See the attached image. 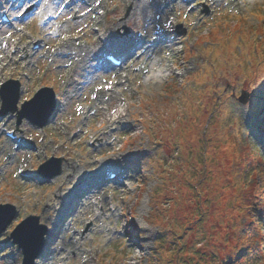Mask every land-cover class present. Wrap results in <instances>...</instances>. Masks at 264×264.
Wrapping results in <instances>:
<instances>
[{
    "label": "rangeland",
    "instance_id": "1",
    "mask_svg": "<svg viewBox=\"0 0 264 264\" xmlns=\"http://www.w3.org/2000/svg\"><path fill=\"white\" fill-rule=\"evenodd\" d=\"M157 1L143 0V17L137 18L140 10L134 13L132 0H90L101 13L97 20L89 15L81 19L86 9L81 2L70 18L54 10L56 18L49 23L43 20L45 0H40L42 13L30 17L26 10L33 1L0 0V81L18 78L21 90L29 94L52 85L59 96L58 108L43 128L27 119L18 127L17 113L7 114L11 119L6 125L27 147L17 148L0 133V202L15 203L20 220L36 213L60 230L59 240L45 245L35 264H264L261 256L250 262L244 250L252 236L254 242H263L257 235L264 215L246 205L254 190L251 180L258 178V189H264V0H225L223 7L219 0H207L195 5L197 12H192L190 1L171 2L164 11L163 4L170 0ZM213 3L215 11L208 7ZM4 13L11 15L13 25L1 23ZM165 22L176 45L161 43L149 57L127 60L119 71L92 69L88 56L68 61L57 55L54 61L50 54L65 49L67 39L76 43L69 47H96L92 55L108 50L127 54L134 41L142 39L135 35L138 26L150 40L161 37ZM68 24L73 28L66 32ZM97 29L110 35L109 43L99 42ZM35 40L43 43L37 52ZM16 45L21 50L15 55L10 48ZM162 63L167 71H160ZM117 80L121 84L110 104L95 85ZM242 89L250 91L245 103L238 98ZM97 95L108 108L118 103L129 109L119 123H107L110 136L105 141L92 130L100 126L95 118ZM80 107L83 111L77 112ZM129 124L133 128L128 130ZM120 144L134 160L132 171L123 175L128 178L119 176L126 186L105 181L97 195L106 200L103 208L102 203L97 207L80 201L76 212L63 219L59 208L72 204L77 195L61 191L69 161L89 174L92 163L105 160L104 177L120 153L112 148ZM51 155L63 158L58 181L41 184L24 178L23 171L38 173L39 164ZM54 203L56 211L51 209ZM105 207L106 215L113 213L110 207H116V214L95 219ZM107 222L110 229L105 230ZM4 234L0 264H20L21 249L12 244L11 232Z\"/></svg>",
    "mask_w": 264,
    "mask_h": 264
},
{
    "label": "bare ground",
    "instance_id": "2",
    "mask_svg": "<svg viewBox=\"0 0 264 264\" xmlns=\"http://www.w3.org/2000/svg\"><path fill=\"white\" fill-rule=\"evenodd\" d=\"M32 1L34 2V4H33V6L30 7V10H29L30 15H36L37 13H42V10H41L42 8L39 6V2H38L40 0H29V2H32ZM64 1L65 0H47V2L45 3V14H47V16H46L47 22L52 23V20L54 18H56V15H57L55 13V11H59L60 9H61L62 14L64 13L67 15V17H69L72 10L75 9L77 2H74L72 5H67L64 3ZM54 2H56L58 5H61L59 9H52L51 8V6H52L51 4ZM142 2H143V0H141V2H137V0H132V3L135 4L134 13H138V11L140 10L139 14L136 15L137 18L143 17V15H142V11H143ZM148 2L151 3L150 1H148ZM155 3H158V1L155 0ZM186 4L187 3L184 2V5H186ZM86 5H87L85 7L86 9L82 13L81 19H84L89 15L90 17H93L97 20V18L101 15V13H98L97 11H95V9H94L95 6L92 3H88ZM159 7H160V5H159ZM168 26L169 25L166 22L164 23V27L159 26L162 29V33H161L162 35L160 38L157 39V42L166 43L167 46L171 48V47H174L178 41H177L175 36L171 35V33L166 30ZM71 28H73V26L70 24L65 25L63 27L64 31H66V32H68ZM165 33H170L169 36H171V37L168 38L167 36H165ZM168 39H169V42H168ZM71 44H76V43L74 41H71L68 39L64 40V43H63L64 47L67 48ZM136 44H137V46H136L137 50L135 48L131 49L125 56L126 60L131 59V61H132V59H133L134 61H140L144 57V54L148 51L146 49L147 44L144 41L138 42ZM78 48H80L79 50H82V52H80V55L82 53H85L86 51H88V49H86L82 45H79ZM5 49L6 48L3 47V51H5ZM138 49L139 50L144 49V50L142 53L138 54ZM19 50H20V48H18L16 51H14V53L18 52ZM24 50H26V52L29 53V50L26 47H24ZM56 53H60V52H56ZM61 56L63 58H66V59H72L73 58L71 53L66 52V51H63ZM89 58H90L89 61H91L92 57L89 56ZM90 64H92V63H90ZM60 65H61V67L66 66L64 64H60ZM93 67H98V66L96 64H93ZM0 69L2 70L3 66L2 67L0 66ZM167 70H168V65L166 63H162L160 71L162 72V71H167ZM120 84L121 83L118 80L114 81V83L112 84L111 90H107L105 88V85L101 86V85L97 84V85H95V87L98 89L101 96H103V99L108 100L109 103L111 104V101H113L116 98V95L114 94L115 87L117 85H120ZM102 101H103L102 98L99 97L98 95L95 97V101H94V105H95V109H96L95 118H98L100 120V126L99 127L98 126L92 127V130L98 138H101L100 141L101 140L105 141L110 136L109 131H107V128H108L107 123H119L122 119H125L127 117V114L129 113V109H128V107H122V105H120L118 103L114 107L108 108V107L104 106V104L101 103ZM2 121H5L4 117H3V120H0V123ZM100 127H102V129H104L105 131L102 133H99L98 130ZM132 128H133L132 124H129L128 130L132 129ZM111 134H112V132H111ZM84 136H86V134H84ZM22 148H25V146H22ZM112 150L120 152L119 156L112 159V161H119L120 163L126 165V167H123L120 169L119 174L125 175L127 170L132 171L133 165H134V160L131 156H128L123 152V144H120L118 147H113ZM69 158L72 159L71 156ZM106 164H107L106 161H101L100 163L94 162V163H92V166H94V167L92 168L90 166V169H88L90 171L89 174H85V171L82 172L81 170H79V171L77 170V166L73 161H69V163L65 169V171L67 172V175L61 179V181H62L61 187L68 190L67 192L72 193V194L77 192V195L74 198V200L72 201L73 206H71L72 204H70V205H67L65 208H62V207L59 208L61 210H64V211H62L63 219H68L69 217L72 216V214H74V212H76V210L79 208V204H77V203H79L80 201L85 202V200H89V203H91V204H99L100 202H102L105 205V203H106L105 198L100 199L99 197H97V195H98L99 190L102 188V184L105 181H107V179H108L107 176L101 177V175H100L102 173V171L105 170ZM108 168H109V166H108ZM110 170H111V168H109L107 170V172H109ZM27 171H30V169H27ZM32 176H34V174L28 175V177H32ZM70 178H72L71 183H69ZM126 178H128V177H126ZM50 180L53 182H56L59 180V177L57 178V176H53L52 178H50ZM84 181H86L87 185L84 187H81L80 184H81V182H84ZM121 181L122 180H120L119 183L125 187L126 183L124 181L123 182H121ZM95 198L97 200H95ZM111 201L112 202L115 201L114 196L111 197ZM54 205H56V203H54L51 206L52 210H55ZM111 209H113V208L111 207ZM105 210H108L107 207L104 208V211ZM54 214H56V213H54ZM104 214H105V212H102L100 214V216L102 217ZM112 214H116V210H114ZM112 214H110V215L105 214L104 218L109 219ZM98 217H99V215L95 219H97ZM103 222H106V221L103 220ZM110 224H111V222H107V224H104L103 229H105V230L110 229ZM59 232H60V230H57L54 227H51L50 231L47 234L46 245L47 244L54 245L55 242H57L59 240ZM73 233H75V231H73ZM126 235H127V237L132 236L131 232L129 231V229H127V227H126ZM50 238H52L51 241H50ZM53 251H54V249H53Z\"/></svg>",
    "mask_w": 264,
    "mask_h": 264
},
{
    "label": "water",
    "instance_id": "3",
    "mask_svg": "<svg viewBox=\"0 0 264 264\" xmlns=\"http://www.w3.org/2000/svg\"><path fill=\"white\" fill-rule=\"evenodd\" d=\"M8 89L3 90L2 97L4 99L2 112H6L7 110L14 111L16 109V105L13 103L15 95L18 91H20V83L18 80L10 79L7 81ZM47 92L52 98L55 99V92L51 87H43L40 91ZM249 98V92L245 89L242 90V94L240 95L239 99L242 102H246ZM55 105L48 110L47 112L37 116L35 113L31 112L28 109H24L20 114V119L22 116H28L32 120L38 122L40 125H43L49 118L50 114L54 110ZM56 160L58 165L55 170H53L49 175H54L61 171V158L52 157L46 163H43L40 166V171L44 172L45 165L49 162H53ZM45 174V172H44ZM2 205V209H0V217H3L4 221H7L10 216L15 215L16 213V206L13 203H0ZM24 226L19 230L15 231L14 233L11 232V236L13 240L17 242L23 249L24 258L23 264H34L36 257L41 252L46 239V233L49 230V227L45 224L40 222L39 215L30 214L26 218H24ZM4 230V224L0 223V231Z\"/></svg>",
    "mask_w": 264,
    "mask_h": 264
},
{
    "label": "snow or ice",
    "instance_id": "4",
    "mask_svg": "<svg viewBox=\"0 0 264 264\" xmlns=\"http://www.w3.org/2000/svg\"><path fill=\"white\" fill-rule=\"evenodd\" d=\"M45 2H47V0H45ZM137 2H141V0H137ZM173 2H175V0H173ZM152 3H155V0H152ZM190 3L192 5V12H197L198 9H196L195 5L197 3H202V4H206L207 0H190ZM219 4L221 7L224 6L225 4V0H219ZM149 7L151 5H148ZM208 7L215 11L216 10V4L213 3L211 5H208ZM173 12H175V9H172ZM19 14V13H17ZM70 18V17H69ZM261 19H264V17H261ZM199 22V21H198ZM137 24L139 25V20L137 21ZM168 24L171 25L172 21L169 20ZM146 31V29H145ZM9 35H11V33H9ZM135 35L137 37H140L142 39H148V37H144L142 35V31L139 28V26L135 29ZM8 45H5V47H7ZM8 87V83L6 81H0V97H2L3 94V90L5 88ZM105 88L107 90H111L112 89V84L110 82H106L105 84ZM103 90V89H102ZM3 101L2 99H0V105H2ZM13 103L16 105V110L17 112L23 111L24 109H28L31 112L35 113L37 116L47 112L48 110H50L56 103L57 101L52 98L47 92L45 91H40V92H36L34 94H29L27 91L24 90H20L16 93L15 98ZM77 112L83 111V108H77L76 109ZM11 119V118H9ZM0 120H3V117H0ZM8 122L5 121L4 124H0V133H2L3 135H8L7 131H4L5 125ZM19 127V125H18ZM110 156L113 154H109ZM102 159V158H101ZM71 179L69 183H71ZM67 186V185H66ZM61 191H63V188H61ZM67 195V194H66ZM2 205H0V209H2ZM0 223L4 224V231H0V240L5 239V232H15V231H19L23 226H24V221H21L19 219V213L16 212L15 215H12L9 217V219L7 221H4L3 217H0ZM0 255H3L2 251H0Z\"/></svg>",
    "mask_w": 264,
    "mask_h": 264
},
{
    "label": "trees",
    "instance_id": "5",
    "mask_svg": "<svg viewBox=\"0 0 264 264\" xmlns=\"http://www.w3.org/2000/svg\"><path fill=\"white\" fill-rule=\"evenodd\" d=\"M173 87H176V83H172ZM257 180V179H256ZM255 179L252 180V184H254V190H252V194L249 197L250 203L248 205H246L247 207L251 206L254 208V211L258 210L260 211L261 214H264V189L260 190L258 189V182ZM261 183L260 185L264 186V173L261 175ZM158 204V202H157ZM263 230H264V225H263ZM261 230V233L262 231ZM261 233L259 235H257V237L261 238ZM264 233V231H263ZM264 235V234H263ZM256 237L252 236V244L246 243L244 250L249 252V254L247 255V259H250V262H254L256 261L255 259L258 256H261L262 260L264 259V236L262 237L263 242L262 243H256L255 241ZM158 245L163 246L164 241L161 243V241L157 242ZM264 261V260H263Z\"/></svg>",
    "mask_w": 264,
    "mask_h": 264
}]
</instances>
